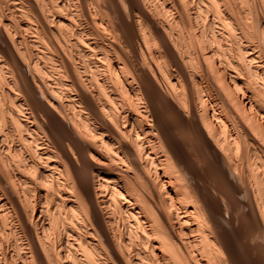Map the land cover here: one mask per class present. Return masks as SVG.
Masks as SVG:
<instances>
[{"label":"bare ground","instance_id":"obj_1","mask_svg":"<svg viewBox=\"0 0 264 264\" xmlns=\"http://www.w3.org/2000/svg\"><path fill=\"white\" fill-rule=\"evenodd\" d=\"M0 264H264V0H0Z\"/></svg>","mask_w":264,"mask_h":264},{"label":"rangeland","instance_id":"obj_2","mask_svg":"<svg viewBox=\"0 0 264 264\" xmlns=\"http://www.w3.org/2000/svg\"><path fill=\"white\" fill-rule=\"evenodd\" d=\"M249 250V249H248ZM249 252V251H248Z\"/></svg>","mask_w":264,"mask_h":264}]
</instances>
